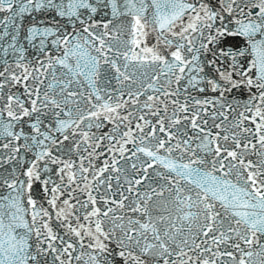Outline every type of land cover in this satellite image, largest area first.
Here are the masks:
<instances>
[{
    "label": "snow or ice",
    "instance_id": "6c2138e0",
    "mask_svg": "<svg viewBox=\"0 0 264 264\" xmlns=\"http://www.w3.org/2000/svg\"><path fill=\"white\" fill-rule=\"evenodd\" d=\"M0 264H264V0H0Z\"/></svg>",
    "mask_w": 264,
    "mask_h": 264
}]
</instances>
